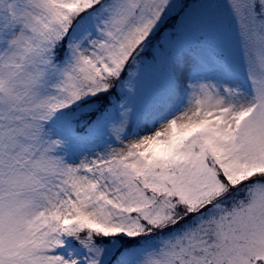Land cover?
Returning <instances> with one entry per match:
<instances>
[{
    "label": "snow or ice",
    "instance_id": "snow-or-ice-1",
    "mask_svg": "<svg viewBox=\"0 0 264 264\" xmlns=\"http://www.w3.org/2000/svg\"><path fill=\"white\" fill-rule=\"evenodd\" d=\"M0 264H264V0H0Z\"/></svg>",
    "mask_w": 264,
    "mask_h": 264
}]
</instances>
